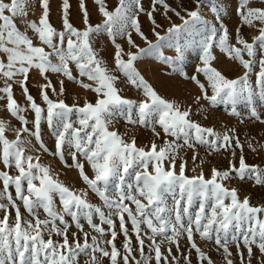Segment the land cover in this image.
Returning <instances> with one entry per match:
<instances>
[{
  "label": "snow or ice",
  "instance_id": "6c2138e0",
  "mask_svg": "<svg viewBox=\"0 0 264 264\" xmlns=\"http://www.w3.org/2000/svg\"><path fill=\"white\" fill-rule=\"evenodd\" d=\"M92 3L102 19L93 24L86 0H78V28L70 0H61L57 29L50 0H0V110L19 124L0 116V264H193V252L196 264H217L213 250L220 264H264V204L254 206L229 187L233 179L264 187V167L249 165L244 156L245 146L257 153L264 144L242 141L237 127L217 130L193 119L199 114L206 120L224 105L239 125L264 124V0H238L235 35L213 6L219 27H207L192 42L182 37L202 21L205 0H193L191 9L183 0L176 7L168 0H149L148 7L144 0H117L111 9L107 0ZM34 4L41 9L38 22L28 19ZM142 15L155 42L143 30ZM243 27L255 34L245 37ZM101 35L113 45V67L95 47ZM190 46L199 61L191 74L184 65ZM145 58L158 62L164 76L195 85L197 111L160 94L138 67ZM225 60L242 74L229 78L217 67ZM33 73L39 102L28 86ZM68 84L90 91L94 101L85 98L81 106L74 96L69 105ZM125 89L139 98L123 95ZM120 120L131 128L121 133ZM44 125L54 140L51 153ZM137 127L153 139L138 146L130 134ZM49 153L75 169L85 187L61 181L43 162ZM216 156L228 167L212 165L206 176L207 157ZM90 193L99 203L90 202Z\"/></svg>",
  "mask_w": 264,
  "mask_h": 264
},
{
  "label": "rangeland",
  "instance_id": "374dc122",
  "mask_svg": "<svg viewBox=\"0 0 264 264\" xmlns=\"http://www.w3.org/2000/svg\"><path fill=\"white\" fill-rule=\"evenodd\" d=\"M77 2L78 0H70V3L72 5L71 21L74 23L76 27L82 28L83 25L81 23V15L77 7ZM116 2L117 0H107L108 7L110 9L114 8ZM168 2L173 7H176L177 0H168ZM50 3H51L50 21L57 29H59L61 27V18L59 14L61 0H50ZM86 3L91 12V22L93 24L99 22L102 18L99 16L96 10V6L92 3V0H86ZM144 4L145 7H148L149 0H144ZM183 4L184 7L189 9L194 7L193 0H183ZM213 6L221 10L220 15L222 17L223 24L229 29V31L233 35H235V30L237 29L238 26H240V17L238 16L237 13L238 0H205V5L202 8V21L195 26L192 32L187 33L182 37V40L184 42H192L199 40L201 38V34L206 31L207 27L213 24H216L217 27H219V22L215 18L216 13L211 11ZM40 15H41V9L39 5L34 4L33 7L29 9L28 19L38 22ZM172 18L176 23H180L179 19L176 18L175 16H173ZM156 19L164 27L168 26L167 21L164 20L159 14H156ZM140 20L143 26V30L146 33V35H148V38L153 42H155V37L149 31V22L147 20V17L142 15L140 17ZM17 24L21 28V30H24L23 25L20 23L19 20H17ZM241 31L245 37L255 34L254 31L250 30L248 27H243ZM161 34H163V31H161ZM28 35L32 36L35 42V36L30 29L28 30ZM133 38L136 39V42L140 44L141 47H146V44L143 41H141L138 37H136L135 34H133ZM120 42L123 43V41ZM124 46L127 49L128 46L126 44ZM95 47L99 50L100 55L107 61L109 67H113L112 53L114 52V48L113 45L110 43L109 38L106 35H101L97 37V39L95 40ZM164 52L166 55L173 54L172 50L167 48L164 49ZM198 62H199L198 50L195 47L190 46L187 49V54L184 61L186 71L189 74L193 73L195 70V66L197 65ZM138 67L141 69L145 77L154 85V87H156V89L160 92L161 95L169 99L174 97L178 101H182L188 105H191L193 107V110L197 111V106L193 104V97L196 94H198V89L195 87L194 84H192L191 82H185L181 80L179 77L164 76L162 74V66L159 65V63L154 61V59L152 58H145V62L139 63ZM217 67L220 68L222 71H224L225 74L229 76V78H235L236 76L241 75L243 71V69L238 67L235 63L227 60H225L222 64H218ZM32 76L33 79L29 82L28 86L31 89V94L33 96H37L39 78L36 77L35 73H33ZM52 79L53 82H55V77H52ZM123 95L130 98H139V94L131 89H125ZM74 96L76 97L75 102H77L81 106L83 105L85 98L91 101H94L95 99L94 94L91 93L90 91H85L76 85L68 84V97L66 102L69 105L74 103ZM16 98L21 103H23V97L20 95L19 88H16ZM37 100L39 102L38 96H37ZM2 104L3 102L0 101V105ZM257 106L258 108L260 107L259 102ZM238 108L240 111L246 112L245 105L241 104L238 106ZM261 110L264 111V109ZM228 112H230V108L226 109L224 105H217L215 109L211 110L208 119L206 120L202 119L199 114L194 115L193 119L208 126L214 125L217 128V130L222 129L225 126L237 127L242 141H244L245 138H252L254 142H259L260 144H264V124H260L258 122L250 123L246 121L244 125H239L234 118H232L230 115L227 114ZM0 116L9 119L12 125H15L17 127L19 126L18 122L15 119L11 118L6 111L0 110ZM29 119H31V114H29ZM116 127L119 129L121 133L125 132L126 128H131V126L126 125L123 120H120V122L116 125ZM44 133L45 134L43 138L47 143V146L51 153V151H54V140L48 135L46 125H44ZM130 134H134L136 136L138 146H143L153 139V135L151 131L142 127H137L133 129ZM157 142L160 143V141ZM200 152H201V156H203L204 155L203 149H201ZM50 153L43 155L42 157L43 162L51 165V167L59 174V179L65 182L66 184L71 185L75 189L84 188L85 185L78 178L77 171L75 169L69 170L62 164L59 158L53 157ZM187 155L190 158L192 155L191 151H189ZM239 155L240 152L239 150H237V157H236L237 166H238ZM244 156L246 162L249 165H260L264 167V150H260L257 153H253L245 146ZM207 159L211 161V164H206L204 167V172L206 176H210V168L212 165H216L217 167L224 169L228 167V161L223 159L221 156L207 157ZM68 163H71V161L69 160ZM191 167L192 164L191 161H189V168ZM88 174L90 176L92 175L90 169H88ZM187 174L192 175L193 173L189 171ZM229 187H236L239 190V196L241 199H243L245 196L250 197L251 204L254 206L264 204V187L256 186L251 181L242 182L239 179H233L230 182ZM89 199L90 202L92 203H99L98 198L94 194L90 193ZM0 215H2V213H0ZM43 215L44 214L41 211V218H43ZM209 247H211V245H209ZM233 251L235 252V249H233ZM211 255L213 260L216 261L217 264H220V257L214 250L212 251ZM257 255H259L258 252ZM194 256L195 254L193 252V264H196ZM105 264H107V261H105Z\"/></svg>",
  "mask_w": 264,
  "mask_h": 264
}]
</instances>
